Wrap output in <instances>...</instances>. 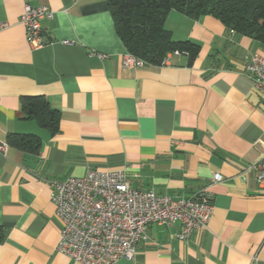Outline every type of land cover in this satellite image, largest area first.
<instances>
[{
  "label": "crops",
  "instance_id": "obj_1",
  "mask_svg": "<svg viewBox=\"0 0 264 264\" xmlns=\"http://www.w3.org/2000/svg\"><path fill=\"white\" fill-rule=\"evenodd\" d=\"M103 1L0 0V141L41 143L0 152V264H75L56 249L51 196L54 182L88 169H123L130 187L174 197L204 188L212 205L204 230L182 240L177 223L150 224L134 258L113 264H264V180L248 170L264 157V91L245 68L264 43L172 9L164 29L198 44L195 58L174 50L159 65L125 67ZM27 3L53 11L37 47L20 22ZM22 96L59 113L55 134L25 117Z\"/></svg>",
  "mask_w": 264,
  "mask_h": 264
},
{
  "label": "built area",
  "instance_id": "obj_2",
  "mask_svg": "<svg viewBox=\"0 0 264 264\" xmlns=\"http://www.w3.org/2000/svg\"><path fill=\"white\" fill-rule=\"evenodd\" d=\"M46 5L25 4L20 16L29 43L43 44L41 20L51 19ZM178 52V51H177ZM125 67L144 61L127 53ZM253 88L264 91V56L253 53L245 65ZM7 143L0 141V152ZM248 170H258L264 180V157ZM221 176L213 174L211 181ZM51 201L60 222L56 249L75 264H113L119 258L133 259L139 242L148 239L150 224L177 223L176 237L186 240L195 230L207 227L212 205L204 188L190 197H174L130 187L123 169H88L81 177L54 182Z\"/></svg>",
  "mask_w": 264,
  "mask_h": 264
},
{
  "label": "trees",
  "instance_id": "obj_3",
  "mask_svg": "<svg viewBox=\"0 0 264 264\" xmlns=\"http://www.w3.org/2000/svg\"><path fill=\"white\" fill-rule=\"evenodd\" d=\"M113 18L115 30L126 51L148 64L159 65L165 55L177 50L193 60L198 44L175 41L164 23L170 10L197 18L210 15L229 30L248 35L264 43V0H104L98 4ZM21 109L51 135L58 131L59 113L42 96H22ZM7 143L19 150L37 153L41 143L31 134L10 133ZM4 229L0 226V242Z\"/></svg>",
  "mask_w": 264,
  "mask_h": 264
}]
</instances>
